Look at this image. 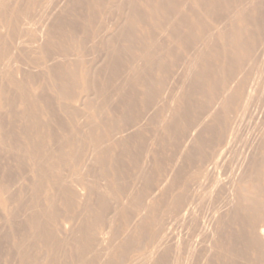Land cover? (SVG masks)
Here are the masks:
<instances>
[{"label":"rangeland","instance_id":"1","mask_svg":"<svg viewBox=\"0 0 264 264\" xmlns=\"http://www.w3.org/2000/svg\"><path fill=\"white\" fill-rule=\"evenodd\" d=\"M4 1L0 0V264L255 262L256 253L250 257L251 249L243 243L235 248L229 244L227 250L226 241L237 232L249 233L238 229L248 227L245 195L261 189L259 197L253 195L260 198L257 203L264 211V0ZM183 176L187 182L191 179L189 184ZM236 193L238 201L243 200L240 207ZM178 195L180 205L174 203ZM172 203L178 213L167 211ZM238 207L243 216L239 219ZM228 233L233 235L226 238Z\"/></svg>","mask_w":264,"mask_h":264},{"label":"bare ground","instance_id":"2","mask_svg":"<svg viewBox=\"0 0 264 264\" xmlns=\"http://www.w3.org/2000/svg\"><path fill=\"white\" fill-rule=\"evenodd\" d=\"M5 1H6V0H5ZM5 1H4V2H5ZM46 1H47V0H46ZM95 1H96V0H95ZM30 2H31V1H30ZM96 2H97V1H96ZM100 2H101V1H100ZM31 3H32V2H31ZM201 3H202V2H201ZM13 4H14V3H13ZM39 4H40V2H39ZM39 4H38V5H39ZM95 4H96V3H95ZM110 4H111V3H110ZM202 4H203V3H202ZM27 5H28V4H27ZM29 5H30V4H29ZM92 5H93V4H92ZM0 6H1V5H0ZM6 6H8V5L6 4ZM104 6H105V5H104ZM111 6H112V5H111ZM197 6H198V5H197ZM12 7H13V6H12ZM93 7H94V6H93ZM5 8H6V7H5ZM17 8H18V7H17ZM39 8H42V7H39ZM44 8H45V7H44ZM199 8H200V7H199ZM0 9H2V8L0 7ZM7 9H8V8H7ZM23 9H24V8H23ZM110 9H111V7H110ZM240 9H241V8H240ZM9 10H10V9H9ZM16 10H17V9H16ZM24 10H25V9H24ZM26 10H27V8H26ZM152 10H153V9H152ZM19 11H20V8H19ZM190 11H191V10H190ZM3 12H4V11H3ZM3 12H1V15H2ZM6 13H7V12H6ZM26 14H27V13H26ZM28 14H30V13H29V10H28ZM40 14H41V13H40ZM40 14H39V15H40ZM151 14H152V13H151ZM185 14H186V13H185ZM225 14H226V13H225ZM250 14H251V13H250ZM3 15H4V14H3ZM103 15H104V14H103ZM28 16H29V15H28ZM31 16H32V15H31ZM34 16H35V15H34ZM40 16H41V15H40ZM44 16H45V15H44ZM47 16H48V15H47ZM252 16H253V15H252ZM13 17H14V16H13ZM19 17H20V16H19ZM32 17H33V16H32ZM99 17H100V16H99ZM21 18H22V17H21ZM155 18H156V17H155ZM243 18H244V17H243ZM26 19H27V18H26ZM44 19H45V18H44ZM47 19H48V18H47ZM185 19H186V18H185ZM248 19H249V18H248ZM39 20H40V19H39ZM157 20H158V19H157ZM27 21H28V20H27ZM44 21H45V20H44ZM46 21H47V20H46ZM46 21H45V22H46ZM186 21H187V20H186ZM212 21H213V19H212ZM15 22H16V21H15ZM42 22H43V21H42ZM226 22H227V20H226ZM24 23H26V22H24ZM34 23H35V22H34ZM46 23H47V22H46ZM205 23H206V22H205ZM205 23H204V24H205ZM224 23H225V22H224ZM15 24H16V23H15ZM19 24H20V23H19ZM88 24H89V23H88ZM88 24H86V25H88ZM160 24H161V23H160ZM27 25H28V24H27ZM45 25H46V24H45ZM16 26H17V25H16ZM213 26H214V25H213ZM18 27H19V26H18ZM95 27H96V26H95ZM95 27H94V28H95ZM98 27H99V26H98ZM22 28H23V27H22ZM24 28H25V27H24ZM20 29H21V28H20ZM26 29H28V28H26ZM213 29H214V28H213ZM35 30H36V29H35ZM37 30H38V29H37ZM39 30H40V29H39ZM88 30H89V29H88ZM226 30H227V29H226ZM33 31H34V30H33ZM96 31H97V30H96ZM206 31H207V30H206ZM98 32H99V31H98ZM189 32H190V31H189ZM0 33H1V32H0ZM15 33H16V32H15ZM27 33H28V32H27ZM119 33H120V32H119ZM94 34H95V33H94ZM113 34H114V33H113ZM191 34H192V33H191ZM195 34H196V33H195ZM215 34H216V33H215ZM1 35H2V34H1ZM11 35H12V34H11ZM34 35H35V34H34ZM37 35H38V34H37ZM128 35H129V34H128ZM190 36H191V35H190ZM217 36H218V35H217ZM223 36H224V35H223ZM98 37H99V36H98ZM116 37H117V36H116ZM125 37H126V36H125ZM197 37H198V36H197ZM12 38H13V37H12ZM96 38H97V37H96ZM99 38H100V37H99ZM209 38H210V37H209ZM97 39H98V38H97ZM101 39H102V37H101ZM112 39H113V38H112ZM19 40H20V39H19ZM21 40H22V39H21ZM39 40H40V39H39ZM39 40H38V41H39ZM194 40H195V39H194ZM199 40H200V39H199ZM205 40H206V39H205ZM208 40H209V39H208ZM46 41H47V40H46ZM108 41H109V40H108ZM113 41H114V40H113ZM125 41H126V40H125ZM201 41H202V40H201ZM17 43H18V42H17ZM38 43H39V42H38ZM23 44H25V43H23ZM36 44H37V43H36ZM33 45H34V43H33ZM33 45H32V46H33ZM199 45H200V44H199ZM23 46H24V45H23ZM34 46H35V45H34ZM113 46H114V45H113ZM105 47H106V46H105ZM21 48H22V47H21ZM22 49H23V48H22ZM26 49H27V48H26ZM26 49H25V51H27ZM143 49H144V48H143ZM148 49H149V48H147V50H148ZM221 49H222V48H221ZM139 50H140V49H139ZM6 51H7V49H6ZM140 51H141V50H140ZM228 51H229V50H228ZM21 52H22V51H21ZM225 52H226V51H225ZM225 52H224V53H225ZM8 53H9V52H8ZM46 53H48V52H46ZM188 53H189V52H187V54H188ZM227 53H228V52H227ZM9 54H10V53H9ZM26 54H28V53H26ZM140 54H141V53H140ZM147 54H148V52H147ZM5 55H6V54H5ZM45 55H46V54H45ZM47 56H49V55H47ZM81 56H82V55H81ZM7 57H8V56H7ZM7 57H6V58H7ZM67 57H68V56H67ZM75 57H76V56H75ZM84 57H85V56H84ZM145 57H146V56H145ZM230 57H231V56H230ZM9 58H10V57H9ZM30 58H31V57H30ZM140 58H141V57H140ZM140 58H138V59H140ZM142 58H144V56H143ZM257 58H258V57H257ZM7 59H8V58H7ZM74 59H75V58H74ZM77 59H78V58H77ZM187 59H188V58H187ZM33 60H35V59H33ZM48 60H49V59H48ZM80 60H81V57H80ZM84 60H85V59H84ZM253 60H254V59H253ZM255 60H256V59H255ZM140 61H141V60H140ZM197 61H198V60H197ZM5 62H6V61H5ZM11 62H12V61H11ZM33 62H34V61H33ZM147 62H148V61H147ZM228 62H229V61H228ZM248 62H249V61H248ZM142 63H143V61H142ZM262 63H263V62H262ZM3 64H4V63H3ZM6 64H8V63H6ZM6 64H5V65H6ZM21 64H22V63H21ZM76 64H77V63H76ZM247 64H248V63H247ZM257 64L259 65V63H257ZM263 64H264V63H263ZM47 65H48V64H47ZM173 65H175V64H173ZM179 65H180V64H179ZM194 66H195V65H194ZM228 66H229V65H228ZM244 66H245V65H244ZM74 67H76L75 64H74ZM195 67H196V66H195ZM195 67H194V68H195ZM245 67H247V66H245ZM262 67H263V66H262ZM2 69H3V68H2ZM25 69H26V68H25ZM132 69H133V68H132ZM232 69H235V68L232 67ZM256 69H257V68H256ZM258 69H259V68H258ZM237 70H238V69H237ZM58 71H59V70H58ZM62 71H63V70H62ZM89 71H90V70H89ZM138 71H139V70H138ZM186 71H187V70H186ZM241 71H242V70H241ZM259 71H260V70H259ZM12 72H13V69H12ZM24 72H25V71H24ZM64 72H65V71H64ZM133 72H134V71H133ZM195 72H196V71H195ZM253 72H254V71H253ZM10 73H11V72H10ZM56 73H57V72H56ZM86 73H87V72H86ZM163 73H164V72H163ZM201 73H202V72H201ZM260 73H261V72H260ZM58 74H59V72H58ZM66 74H67V73H66ZM71 74H72V73H71ZM195 74H196V73H195ZM238 74H239V73H238ZM256 74H257V73H256ZM261 74H262V73H261ZM131 75H132V74H131ZM201 75H202V74H201ZM206 75H207V74H206ZM67 76H68V74H67ZM129 76H130V75H129ZM175 76H176V75H175ZM195 76H196V75H195ZM12 77H13V76H12ZM134 77H135V76H134ZM187 77H189V76H187ZM237 77H238V76H237ZM254 77H255V76H254ZM259 77H260V76H259ZM5 78H6V77H5ZM14 78H15V77H14ZM64 78H65V77H64ZM69 78L72 79V77H69ZM130 78H131V76H130ZM199 78H200V77H199ZM240 78H241V77H240ZM175 79H176V78H175ZM7 80H8V79H7ZM63 80H64V79H63ZM67 80H68V79H67ZM67 80H66V82H67ZM69 80H70V79H69ZM74 80H75V79H74ZM74 80H73V81H74ZM187 80H188V79H187ZM233 80H234V79H233ZM258 80H260V79H258ZM71 81H72V80H71ZM188 81H189V80H188ZM212 81H213V80H212ZM244 81H245V80H244ZM255 81H256V80H255ZM30 82H31V81H30ZM69 82H70V81H69ZM137 82H138V81H137ZM175 82H176V81H175ZM234 82H235V81H234ZM239 82H240V81H239ZM253 82H254V81H253ZM263 82H264V81H263ZM25 83H26V82H25ZM62 83H63V81H62ZM86 83H87V82H86ZM211 83H212V82H211ZM94 84H95V83H94ZM137 84H138V83H137ZM147 84H148V83H147ZM162 84H164V83H162ZM172 84H173V83H172ZM177 84H178V83H177ZM240 84H241V83H240ZM244 84H245V83H244ZM16 85H17V84H16ZM33 85H34V84H33ZM67 85H68V84L66 83V86H67ZM70 85H71V84H70ZM70 85H69V86H70ZM212 85H213V84H212ZM256 85H257V83H256ZM20 86H22V85H20ZM61 86H62V85H61ZM84 86H85V85H84ZM86 86H87V84H86ZM174 86H175V85H174ZM247 86H248V85H247ZM18 87H19V86H18ZM94 87H95V86H94ZM147 87H148V86H147ZM235 87H236V85H235ZM240 87H241V86H240ZM250 87H251V86H250ZM254 87H255V86H254ZM20 88H21V87H20ZM66 88H67V87H66ZM72 88H73V87H72ZM72 88H71V89H72ZM85 88H86V87H85ZM152 88H153V87H152ZM233 88H234V86H233ZM64 89H65V88H64ZM148 89H150V88H148ZM162 89H163V88H162ZM224 89H225V88H224ZM244 89H245V88H244ZM256 89H257V88H256ZM56 90H57V89H56ZM59 90H60V88H59ZM89 90H90V89H89ZM153 90H154V89H153ZM213 90H214V89H213ZM230 90H231V88H230ZM236 90H237V89H236ZM68 91H69V90H68ZM90 91H91V90H90ZM90 91H88V92H90ZM150 91H151V90H150ZM163 91H164V89H163ZM167 91H168V89H167ZM227 91H228V90H227ZM231 91H232V90H231ZM247 91H248V89H247ZM17 92H18V91H17ZM30 92H31V91H30ZM30 92H29V93H30ZM66 92H67V91H66ZM84 92H85V91H84ZM177 92H178V91H177ZM225 92H226V91H225ZM237 92H238V91H237ZM25 93H26V92H25ZM29 93H26V94H29ZM75 93H76V92H75ZM77 93H78V92H77ZM140 93H141V92H140ZM223 93H224V91H223ZM26 94H25V96H27ZM65 94H66V93H65ZM88 94H92V93H88ZM93 94H94V93H93ZM143 94H144V93H143ZM177 94H178V93H177ZM225 94H226V93H225ZM227 94H228V93H227ZM236 94H237V93H236ZM252 94H253V92H252ZM19 95H20V94H19ZM57 95H58V94H57ZM74 95H75V94H74ZM78 95H79V94H78ZM86 95H87V93H86ZM144 95H145V94H144ZM156 95H157V94H156ZM160 95H161V94H160ZM230 95H231V94H229V96H230ZM232 95H233V94H232ZM250 95H251V93H250ZM253 95H254V94H253ZM258 95H259V94H258ZM25 96H24V97H25ZM61 96H62V95H61ZM84 96H85V95H84ZM84 96H83V97H84ZM235 96H236V95H235ZM254 96H255V95H254ZM177 97H178V96H177ZM202 97H203V96H202ZM221 97H222V96H221ZM231 97H233V96H231ZM231 97H230V98H231ZM27 98H28V97H27ZM57 98H58V97H57ZM60 98H61V97H60ZM70 98H71V97H70ZM81 98H82V97H81ZM87 98H88V97H87ZM87 98H86V99H87ZM153 98H154V97H153ZM243 98H244V97H243ZM254 98H255V97H254ZM254 98H253V99H254ZM25 99H26V98H25ZM62 99H63V98H62ZM89 99H90V98H89ZM170 99H171V98H170ZM220 99H221V98H220ZM226 99H227V98L224 97V99H222V100H225V101H226ZM251 99H252V98H251ZM26 100H28V99H26ZM84 100H85V99H84ZM144 100H145V99H144ZM157 100H158V99H157ZM238 100H239V98H238ZM242 100H243V99H242ZM80 101H81V100H80ZM146 101H147V100H146ZM148 101H149V100H148ZM151 101H152V100H151ZM227 101H228V100H227ZM255 101H256V99H255ZM26 102H27V101H26ZM201 102H202V101H201ZM205 102H206V101H205ZM222 102H223V101H222ZM231 102H232V101H231ZM245 102H246V101H245ZM250 102H252V101H250ZM34 103H35V102H34ZM142 103H143V102H142ZM153 103H154V102H153ZM158 103H159V102H158ZM161 103H162V102H161ZM79 104H80V103H79ZM91 104H92V103H91ZM148 104H149V103H148ZM203 104H204V103H203ZM223 104H226V103L223 102ZM232 104H233V103H232ZM234 104H235V103H234ZM239 104H240V103H239ZM27 105H28V104H27ZM64 105H65V104H64ZM89 105H90V104H89ZM93 105H94V104H93ZM152 105H153V104H152ZM160 105H161V104H160ZM165 105H166V104H165ZM173 105H174V104H173ZM246 105H247V104H246ZM246 105H245V106H246ZM65 106H66V105H65ZM84 106H85V104H84ZM249 106H250V105H249ZM66 107H67V106H66ZM72 107H73V106H72ZM85 107H86V106H85ZM148 107H149V106H148ZM170 107H171V105H170ZM222 107H223V106H222ZM229 107H230V106H229ZM229 107H228V108H229ZM67 108H68V107H67ZM79 108H80V107H79ZM93 108H94V107H93ZM166 108H167V107H166ZM168 108H169V107H168ZM248 108H249V107H248ZM28 109H29V107H28ZM75 109H76V108H75ZM89 109H90V107H89ZM140 109H141V108H140ZM161 109H162V108H161ZM170 109H171V108H170ZM224 109H225V108H224ZM226 109H227V108H226ZM233 109H234V108H233ZM25 110H27V109H25ZM29 110H30V109H29ZM37 110H38V109H37ZM46 110H47V109H46ZM166 110H167V109H166ZM231 110H232V109H231ZM231 110H230V112H231ZM241 110H242V108H241ZM39 111H40V110H39ZM94 111H95V110H94ZM41 112H42V110H41ZM69 112H71V111H69ZM157 112H158V114H159L160 111H157ZM164 112H165V111H164ZM166 112H167V111H166ZM168 112H169V111H168ZM226 112H229V111L226 110ZM230 112H229V113H230ZM243 112H244V111H243ZM73 113H74V111H73ZM73 113H72V114H73ZM78 113H79V112H78ZM78 113H77V114H78ZM139 113H140V112H139ZM229 113H228V114H229ZM247 113H248V112H247ZM247 113H246V114H247ZM27 114H28V113H26V115H27ZM34 114H36V113H34ZM77 114H76V115H77ZM165 114H166V113H165ZM170 114H171V113H170ZM225 114L227 115V113H225ZM24 115H25V114H24ZM69 115H70V114H69ZM79 115H81V114H79ZM79 115H78V116H79ZM141 115H142V114H141ZM222 115H223V114H222ZM222 115H221V116H222ZM143 116H144V115H143ZM165 116L167 117V115H165ZM211 116H212V115H211ZM227 116H228V115H227ZM229 116H230V115H229ZM232 116H233V115H232ZM28 117H29V114H28ZM80 117H81V116H80ZM131 117H132V116H131ZM138 117H139V116H138ZM90 118H94V117H90ZM215 118H216V117H215ZM215 118H214V119H215ZM218 118H219V117H218ZM225 118H226V117H225ZM229 118H230V117H229ZM78 119H79V118H78ZM83 119H84V118H83ZM215 120H216V119H215ZM217 120H218V119H217ZM38 121H39V119H38ZM81 121H82V120H81ZM92 121H93V120H92ZM226 121H227V120H226ZM228 121H229V120H228ZM230 121H231V120H230ZM32 122H33V121H32ZM34 122H35V121H34ZM82 122H83V121H82ZM84 122H85V121H84ZM232 123H233V122H232ZM31 124H33V123H31ZM34 124H36V123H34ZM230 124H231V123H230ZM230 124H229V125H230ZM83 125H85V124H83ZM90 125H91V124H90ZM121 125H122V124H121ZM87 126H88V125H87ZM87 126H86V127H87ZM1 127H2V126H1ZM30 127H31V126H30ZM40 127H41V126H40ZM84 127H85V126H84ZM101 127H102V126H101ZM230 127H231V126H230ZM112 128H113V127H112ZM235 128H236V127H235ZM88 129H89V128H88ZM93 129H95V128H93ZM30 130H31V129H30ZM30 130H29V131H30ZM90 130H91V129H90ZM96 130H97V129H96ZM157 130H158V129H157ZM37 131H38V130H37ZM79 131H81V130H79ZM23 132H24V131H23ZM27 132H28V131H27ZM39 132H40V131H39ZM101 132H102V131H101ZM106 132H108V131H106ZM111 132H112V130H111ZM115 132H116V131H115ZM28 133H29V132H28ZM43 133H44V132H43ZM79 133H80V132H79ZM88 133H89V132H88ZM92 133H94V131H93ZM95 133H96V131H95ZM104 133H105V132H104ZM104 133H102V134H104ZM157 133H158V132H157ZM236 133H237V132H236ZM17 134H18V133H17ZM102 134H101V135H102ZM155 135H156V134H155ZM155 135H154V136H155ZM83 136H84V135H83ZM105 136H106V135H105ZM210 136H211V135H210ZM3 137H4V136H3ZM78 137H79V136H78ZM112 137H113V136H112ZM155 137H156V136H155ZM159 137H160V136H159ZM29 138H30V137H29ZM102 138H103V137H102ZM105 138H106V137H105ZM103 139H104V138H103ZM113 139H114V138H113ZM158 139H159V138H158ZM229 139H230V138H229ZM232 139H233V138H232ZM235 139H236V137H235ZM237 139H238V138H237ZM51 140H52V139H51ZM145 140H146V139H145ZM210 140H211V139H210ZM19 141H20V140H19ZM66 141H67V140H66ZM82 141H83V140H82ZM88 141H89V140H88ZM104 141H105V140H104ZM146 141H147V140H146ZM225 141H226V140H225ZM233 141H234V140H233ZM117 142H118V140H117ZM231 142H232V140H231ZM16 143H17V142H16ZM72 143H73V142H72ZM97 143H98V142H97ZM108 143H109V142H108ZM143 143H144V142H143ZM70 144H71V142H70ZM83 144H84V143H83ZM92 144H93V143H92ZM95 144H96V143H95ZM119 144H120V143H119ZM227 144H228V143H227ZM232 144H233V143H232ZM16 145H17V144H16ZM16 145H13V146H16ZM100 145H101V144H100ZM105 145H106V144H105ZM147 145H148V144H147ZM35 146H36V145H35ZM74 146H75V145H74ZM79 146H80V145H79ZM97 146H98V145H97ZM97 146H96L95 148H97ZM110 146H111V145H110ZM110 146H109V147H110ZM117 146H118V145H117ZM263 146H264V144H263ZM32 147H33V146H32ZM38 147H39V146H38ZM41 147H42V145H41ZM60 147H61V146H60ZM85 147H86V146H85ZM102 147H104V146H102ZM102 147H101V148H102ZM109 147H108V148H109ZM111 147H112V146H111ZM259 147H260V146H259ZM3 148H4V147H3ZM57 148H58V147H57ZM75 148H76V147H75ZM77 148H78V147H77ZM81 148H82V146H81ZM92 148H93V147H92ZM101 148H100V149H101ZM113 148H114V147H113ZM146 148H147V147H146ZM148 148H149V147H148ZM152 148H153V147H152ZM82 149H83V148H82ZM100 149H99V150H100ZM140 149H141V148H140ZM46 150H47V149H46ZM72 150H73V149H72ZM72 150H71V151H72ZM90 150H91V149H90ZM21 151H22V150H21ZM25 151H26V150H25ZM93 151H94V150H93ZM101 151H102V150H101ZM36 152H37V151H36ZM62 152H63V151H62ZM74 152H75V151H74ZM78 152H79V151H78ZM90 152H91V151H90ZM94 152H95V151H94ZM94 152H93V153H94ZM136 152H137V151H136ZM140 152H141V151H140ZM81 153H82V152H81ZM30 154H31V153H30ZM40 154H41V153H40ZM76 154H77V153H76ZM103 154H104V153H103ZM136 154H137V153H136ZM136 154H135V155H136ZM237 154H238V153H237ZM237 154H236V155H237ZM41 155H42V154H41ZM79 155H80V154H79ZM91 155H92V154H91ZM94 155H95V154H94ZM115 155H116V153H115ZM141 155H142V154H141ZM47 156H48V155H47ZM50 156H51V155H50ZM54 156H55V155H54ZM71 156H72V155H71ZM103 156H104V155H103ZM108 156H109V155H108ZM223 156H224V155H223ZM79 157H80V156H79ZM88 157H90V156H88ZM99 157H100V156H99ZM99 157H98V158H99ZM146 157H147V156H146ZM215 157H216V156H215ZM105 158H106V157H105ZM136 158H137V155H136ZM136 158H135V159H136ZM191 158H192V157H191ZM213 158H214V157H213ZM216 158H217V157H216ZM57 159H58V158H57ZM95 159H96V158H95ZM102 159H103V158H102ZM102 159H101V161H102ZM223 159H225V158H223ZM263 159H264V158H263ZM46 160H47V158H46ZM51 160H53V159L51 158ZM60 160H61V159H60ZM64 160H66V159H64ZM71 160H72V159H71ZM71 160H70V161H71ZM93 160H94V158H93ZM133 160H134V159H133ZM196 160H197V159H196ZM208 160H209V159H208ZM225 160H226V159H225ZM54 161H55V160H54ZM61 161H62V160H61ZM99 161H100V160H99ZM112 161H113V160H112ZM140 161H141V160H140ZM150 161H151V160H150ZM193 161H194V160H193ZM211 161H212V160H211ZM23 162H24V161H23ZM93 162H94V161H93ZM106 162H107V161H106ZM133 162H134V161H133ZM143 162H144V161H143ZM208 162H209V161H208ZM212 162H213L214 165H215L216 160H215V162H214V160H213ZM255 162H256V161H255ZM41 163H42V162H41ZM46 163H47V162H46ZM58 163H61V162H58ZM64 163H65V162H64ZM64 163H63V164H64ZM92 164H93V163H92ZM101 164H103V163H101ZM132 164H133V163H132ZM216 164H217V163H216ZM218 164H219V163H218ZM36 165H37V164H36ZM43 165H44V164H43ZM51 165H52V164H51ZM61 165H62V164H61ZM87 165H89V164H87ZM136 165H137V164H136ZM144 165H145V164H144ZM219 165H220V164H219ZM44 166H45V165H44ZM89 166H90V165H89ZM94 166H95V164H94ZM45 167H46V166H45ZM50 167H51V166H50ZM63 167H64V166H63ZM86 167H87V166H86ZM148 167H149V166H148ZM260 167H261V166H260ZM47 168H48V167H47ZM53 168H54V167H53ZM95 168H96V167H95ZM114 168H115V167H114ZM131 168H132V167H131ZM224 168H225V167H224ZM224 168H223V169H224ZM92 169L95 171L94 168H92ZM227 169H228V168H227ZM238 169H239V168H238ZM238 169H237V170H238ZM257 169H260V168H257ZM54 170H55V168H54ZM64 170H65V169H64ZM64 170H63V172H64ZM93 170H92V172H93ZM96 170H97V169H96ZM195 170H196V169H195ZM225 170H226V169H225ZM255 170H256V169H255ZM255 170H254V171H255ZM87 171H88V170H87ZM89 171H90V170H89ZM97 171H98V170H97ZM100 171H101V170H100ZM186 171H187V170H186ZM191 171H192V170H191ZM191 171H190V172H191ZM210 171H211V170H210ZM258 171H259V170H258ZM80 172H81V171H80ZM95 172H96V171H95ZM95 172H94V173H95ZM132 172H133V171H132ZM138 172H139V171H138ZM190 172H189V173H190ZM192 172H193V171H192ZM200 172H201V171H200ZM207 172H208V171H207ZM217 172H218V171H217ZM220 172H221V171H220ZM260 172H262V171L260 170ZM60 173H61V172H60ZM94 173H93V174H94ZM145 173H146V172H145ZM147 173H148V172H147ZM201 173H203V172H201ZM213 173H214V172H213ZM253 173H254V172H253ZM258 173H259V172H258ZM76 174H77V173H76ZM104 174H105V173H104ZM104 174H103V175H104ZM108 174H109V173H108ZM114 174H115V173H114ZM139 174L142 175L141 173H139ZM187 174H188V172H187ZM211 174H212V173H211ZM211 174H210V175H211ZM218 174H219V172H218ZM36 175H37V174H36ZM48 175H49V174H48ZM98 175H99V174H98ZM101 175H102V174H101ZM184 175H185V174H184ZM190 175H191V174H190ZM37 176H38V175H37ZM62 176H63V175H62ZM67 176H68V175H67ZM116 176H117V175H116ZM134 176H135V175H134ZM180 176H181V175H180ZM187 176H189V175H187ZM191 176H192V175H191ZM211 176H212V175H211ZM217 176H218V175H217ZM226 176H227V175H226ZM41 177H42V176H41ZM96 177H97V175H96ZM101 177H102V176H101ZM107 177H108V176H107ZM124 177H125V176H124ZM203 177H204V176H203ZM241 177H242V176H241ZM44 178H45V177H44ZM116 178H117V177H116ZM125 178H126V177H125ZM182 178L184 179V176H183ZM188 178H191V177H188ZM199 178H200V177H199ZM219 178H220V177H219ZM41 179H42V178H41ZM60 179H61V177H60ZM87 179H88V178H87ZM89 179H90V178H89ZM120 179H121V178H120ZM133 179H134V178H133ZM139 179H140V178H139ZM149 179L151 180V178H149ZM177 179H178V178H177ZM185 179H186V178H185ZM185 179H184V180H185ZM192 179H193V177H192ZM64 180H65V179H64ZM95 180H96V182H97V179H95ZM98 180H101V178H99ZM105 180H107V179H105ZM122 180H123V179H122ZM136 180H137V179H136ZM189 180H191V179H188V182H189ZM207 180H208V179H207ZM207 180H206V181H207ZM224 180H225V178H224ZM230 180H231V179H230ZM232 180H233V179H232ZM65 181H67V180H65ZM65 181H64V182H65ZM118 181H119V180H118ZM140 181H141V180H140ZM143 181H145V180H143ZM148 181H149V180H148ZM185 181H186V180H185ZM222 181H223V180H222ZM238 181H239V180H238ZM246 181H247V180H246ZM61 182H62V181H61ZM67 182H69V181H67ZM89 182H91V181H89ZM104 182H105V181H104ZM106 182H108V181H106ZM109 182H110V181H109ZM120 182H121V181H120ZM127 182H128V181H127ZM138 182H139V181H138ZM177 182H178V184L181 183V181H180V182L177 181ZM183 182H184V181H183ZM183 182H182V183H183ZM188 182L186 181L187 184H189ZM190 182H191V181H190ZM241 182H244V181H241ZM133 183H134V182H133ZM186 183H185V184H186ZM196 183H197V182H196ZM202 183H203V182H202ZM2 184H3V183H2ZM61 184H62V183H61ZM67 184H69V183H67ZM87 184H89V183H87ZM90 184H91V183H90ZM110 184H111V183H110ZM185 184H182V185H185ZM187 184H186V185H187ZM194 184H195V183H194ZM213 184H214V183H213ZM34 185H35V184H34ZM53 185H54V184H53ZM72 185H73V184H72ZM99 185H100V184H99ZM106 185H107V184H106ZM141 185H142V184H141ZM150 185H151V184H150ZM179 185H181V184H179ZM182 185H181V188H183V189H184L185 187L188 188V186H189V185H188V186H185V187H184V186H182ZM215 185H218V184H216V182H215ZM254 185H255V184H254ZM36 186H37V185H36ZM36 186H35V187H36ZM54 186H55V185H54ZM57 186H58V185H57ZM67 186H68V185H67ZM95 186H97V185H95ZM133 186H135V185H133ZM165 186H166V185H165ZM70 187H71V186H70ZM99 187H100V186H99ZM119 187H120V186H119ZM128 187H130V186H128ZM138 187H139V186H138ZM148 187H149V186H148ZM148 187H147V188H148ZM176 187H177V185H176ZM197 187H198V186H197ZM211 187H212V186H211ZM222 187H224V186H222ZM251 187H252V186H251ZM58 188H60V186H58ZM62 188H63V187H62ZM62 188H61V189H62ZM92 188H93V187H92ZM94 188H95V187H94ZM113 188H114V187H113ZM142 188H143V187H142ZM165 188H166V187H165ZM177 188L179 189L180 187H177ZM193 188H194V187H193ZM216 188H217V187H216ZM252 188H253V187H252ZM256 188H258V185H257V184H256ZM261 188H262V187H261ZM35 189H36V188H35ZM53 189H54V188H53ZM87 189H88V188H87ZM103 189H104V188H103ZM117 189H118V188H117ZM119 189H120V188H119ZM150 189H151V188H150ZM183 189H182V190H183ZM185 189H186V188H185ZM200 189H201V188H200ZM200 189H199V190H200ZM217 189H218V188H217ZM254 189H255V188H253V190H254ZM8 190H9V189H8ZM75 190H78V189L75 188ZM75 190H74V192H75ZM92 190H93V189H92ZM101 190H102V189H101ZM130 190H131V189H130ZM144 190H145V189H144ZM171 190H172V189H171ZM189 190H190V189H189ZM192 190H193V189H192ZM199 190H198V191H199ZM238 190H239V189H238ZM238 190H237V191H238ZM260 190H261V189H260ZM260 190H258V191L256 190V192H253V193H257L256 195H257V197H259V196H258V193H259ZM35 191H36V190H35ZM68 191H69V190H68ZM79 191H80V190H79ZM90 191H91V190H90ZM117 191H118V190H117ZM119 191H120V190H119ZM122 191H123V188H122ZM125 191H126V190H125ZM159 191H160V190H159ZM178 191H179V190H178ZM201 191H202V190H201ZM206 191H207V189H206ZM209 191H210V190H209ZM244 191H245V190H243V192H244ZM63 192H64V191H63ZM74 192H72V193H74ZM106 192H107V191H106ZM109 192H110V191H109ZM130 192H131V191H130ZM161 192H163V191H161ZM165 192H166V191H165ZM181 192H182V191H181ZM245 192H247V191H245ZM50 193H51V192H50ZM64 193H65V192H64ZM76 193H77V191H76ZM93 193H94V192H93ZM126 193H127V192H126ZM158 193H159V192H158ZM190 193H191V192H190ZM207 193H209V192H207ZM224 193H225V192H224ZM253 193H252V194L250 193V194H251L252 196H254L255 194L253 195ZM60 194H61V192H60ZM68 194H69V193H68ZM97 194H98V193H97ZM103 194H104V193H103ZM110 194H111V193H110ZM127 194H128V193H127ZM127 194H126V195H127ZM179 194H180V191H179ZM187 194H188V193H187ZM194 194H195V193H194ZM209 194H211V193H209ZM237 194H239V193H236L235 196H237V201H238L239 198H238V195H237ZM56 195H57V194H56ZM76 195H77V194H76ZM80 195H81V193H80ZM105 195H106V194H105ZM122 195H124V194H122ZM138 195H139V194H138ZM184 195H185V194H184ZM212 195H213V194H212ZM225 195H226V194H225ZM256 195H255L254 197H252V196L250 197V195H249V197H248V195H245V199H246V200L244 201L245 203H243V204H246V203H247V200H248L247 198H249V200H248V202H249L248 204H249V205L247 204V205H248L247 208H246V206H245V210L247 209V210H246V211H247V214H246V215L248 216V220H247V221H248V222H247V226H248V227H246L247 230H245V227H244L243 225H240V224H241V223H240L239 226H243V229H240V228H238V229H239V231H241V230L249 231V233L246 232V233H248V235L244 232V233L246 234V236H244L245 234H244L242 231H241V232H242V235H241L239 232H237L238 230L236 231V228H235V227H234V228H235V231H236L237 233L233 232V233H235V236H234V237L232 236L233 234H231V233H230L231 236H232L231 238H230V234H229V233H228L229 236H227V234H226V236H227L226 238H230L229 241H228V239H227V241H226V243H227L226 245H227V246H228L229 244L232 245V246L235 245V246H234V248H235V247H237V244H236V243L241 242V243L244 244V246H246V248L248 247V248L251 249L253 252H252L251 250L249 251V249H246L247 251H246V250H244V251H246V252L249 251V252H250L249 254H251V253H256V255H255V254H254V255H255V259H256V256H257V260H258V261L256 260V261L254 262V260H252L253 263H252V261H251V262L249 261V263H252V264H254V263L257 264V263H259V261H260V262H264V211L261 209L262 207H261V208L259 207V206H261V205H260L261 203H259V205H258L257 200H258V202H260V201H259L260 198H259V199L257 198V200H256ZM259 195H260V194H259ZM88 196H89V195H88ZM111 196H112V194H111ZM111 196H110V197H111ZM128 196H129V195H128ZM136 196H137V195H136ZM161 196H163V195H161ZM164 196H165V194H164ZM167 196H168V195H167ZM189 196H190V195H189ZM199 196H200V195H199ZM239 196H240V195H239ZM55 197H56V196H55ZM58 197H60V196H58ZM65 197H66V196H65ZM79 197H80V196H79ZM85 197H86V196H85ZM99 197H100V196H99ZM123 197H124V196H123ZM140 197H141V196H140ZM174 197H176L175 194H174ZM192 197H193V196H192ZM194 197H195V196H194ZM207 197H208V195H207ZM33 198H34V197H33ZM72 198H73V195H72ZM72 198H70V199H72ZM74 198H75V196H74ZM144 198H146V197H144ZM179 198L182 199V198L178 195V197H177V199L175 200V202L173 201V202L176 203L177 205H178L179 203H182V201L180 202V200H178ZM203 198L205 199V196H204ZM232 198H233V197H232ZM250 198H251V199H250ZM16 199H17V198H16ZM48 199H49V198H48ZM58 199H59V198H58ZM58 199H57V200H58ZM63 199H64V197H63ZM68 199H69V198H68ZM75 199H76V198H75ZM86 199H88V198H86ZM100 199H101V198H100ZM105 199H106V198H105ZM117 199H118V198H117ZM136 199H137V198H135L134 200H136ZM194 199H195V198H194ZM240 199H241V201H243V200H242V197H240ZM243 199H244V196H243ZM51 200H52V199H51ZM88 200H89V199H88ZM111 200H112V199H111ZM114 200H115V199H114ZM128 200H129V199H128ZM146 200H147V199H146ZM171 200H172V199H171ZM189 200H190V199H189ZM209 200H210V198H209ZM227 200H228V199H227ZM95 201H96V200H95ZM101 201H102V200H101ZM101 201H100V202H101ZM124 201H125V199H124ZM139 201H140V200H139ZM139 201H138V202H139ZM157 201H158V200H157ZM168 201H169V200H168ZM178 201H179V202H178ZM202 201H203V200H202ZM207 201H208V200H207ZM216 201H217V200H216ZM222 201H223V200H222ZM231 201H232V200H231ZM237 201H236V202H237ZM241 201H238L237 204L239 205ZM133 202H134V201H133ZM133 202H132V204H133ZM145 202H146V201H145ZM145 202H144V203H145ZM160 202H161V201H160ZM163 202H164V201H163ZM163 202H162V203H163ZM177 202H178V203H177ZM183 202H184V201H183ZM197 202H198V201H197ZM205 202H206V201H205ZM232 202L236 203L235 201H232ZM54 203H55V201H54ZM88 203H89V202H88ZM95 203H96V202H95ZM104 203H105V201H104ZM104 203H103V205H104ZM118 203H120V202H118ZM121 203H122V202H121ZM124 203H126V201H125ZM124 203H123V204H124ZM136 203H137V202H136ZM192 203H193V201H192ZM212 203H213V202H212ZM227 203H228V202H227ZM75 204H76V203H75ZM108 204H111V203H108ZM127 204H128V203H127ZM147 204H148V203H147ZM164 204H167V203H164ZM57 205H58V204H57ZM98 205H99V204H98ZM105 205H106V204H105ZM116 205H117V203H116ZM133 205H134V204H133ZM140 205H141V204H140ZM173 205H174V206H173ZM179 205H180V204H179ZM207 205H208V203H207ZM216 205H217V204H216ZM222 205H223V204H222ZM62 206H63V205H62ZM86 206H87V205H86ZM95 206H96V205H95ZM135 206H136V204H135ZM142 206H143V205H142ZM155 206H156V205H155ZM228 206H229V205H228ZM240 206H242V203L239 205V207H240ZM68 207H70V206L68 205ZM77 207H78V206H77ZM91 207H92V206H91ZM91 207L88 208V210L91 209ZM97 207H98V206H97ZM99 207H100V206H99ZM112 207H113V206H112ZM176 207H177V206H176L175 204H173V203H172V204H169V207L167 206V208H168L167 211H168V212H176V211H177V213H178L179 211L176 209ZM214 207H215V206H214ZM236 207H237V206H236ZM239 207L237 208L238 212L235 211V212H236V215H237V214L239 215L238 219L240 218V216L243 217V216H242V213L240 212V209H241V208L239 209ZM44 208H45V207H44ZM81 208H82V207H81ZM81 208H80V209H81ZM109 208H110V207H109ZM113 208H114V207H113ZM115 208H116V206H115ZM122 208H123V207H122ZM131 208H132V207H131ZM136 208H138V207H136ZM180 208H181V207H180ZM185 208H186V207H185ZM199 208H200V206H199ZM215 208H216V207H215ZM215 208H214V209H215ZM222 208H223V207H222ZM224 208L226 209V206H225ZM30 209H31V208H30ZM56 209H57V208H56ZM67 209H68V208H67ZM85 209H86V207H85ZM97 209H98V208H97ZM124 209H125V208H124ZM126 209H127V208H126ZM152 209H153V208H152ZM155 209H156V208H155ZM178 209H179V207H178ZM192 209H193V208H192ZM196 209H197V208H196ZM207 209H208V207H207ZM218 209H219V208H218ZM220 209H221V208H220ZM243 209H244V207H243ZM49 210H50V209H49ZM100 210H102V209H100ZM103 210H104V208H103ZM111 210H112V209H111ZM137 210H138V209H137ZM145 210H146V209H145ZM145 210H144V211H145ZM158 210H159V209H158ZM175 210H176V211H175ZM181 210H182V208H181ZM194 210H195V209H194ZM205 210H206V209H205ZM210 210H211V208H210ZM229 210H230V209H229ZM241 210H242V209H241ZM260 210L263 211V214L261 213L262 211H260ZM44 211H45V210H44ZM53 211H54V210H53ZM61 211H62V208H61ZM90 211H91V210H90ZM147 211H148V210H147ZM188 211H189V210H188ZM203 211H204V210H203ZM221 211H222V210H221ZM232 211H233V210H232ZM243 211H244V210H243ZM42 212H43V211H42ZM51 212H52V211H51ZM62 212H63V211H62ZM62 212H61V214H62ZM76 212H77V211H76ZM78 212H79V211H78ZM94 212H95V211H94ZM96 212H97V210H96ZM99 212H100V211H99ZM108 212H109V211H108ZM157 212H159V211H157ZM185 212H186V211H185ZM190 212H191V211H190ZM200 212H201V211H200ZM204 212H205V211H204ZM49 213H50V212H49ZM54 213H55V212H54ZM58 213H59V212H58ZM63 213H64V212H63ZM72 213H73V212H72ZM102 213H103V212H102ZM165 213H166V212H165ZM188 213H189V212H188ZM188 213H187V214H188ZM39 214H40V213H39ZM59 214H60V213H59ZM80 214H81V213H80ZM80 214H79V215H80ZM94 214H96V213H94ZM107 214H109V213H107ZM140 214H141V213H140ZM160 214H163V213H160ZM180 214H181V213H180ZM190 214H191V213H190ZM192 214H193V213H192ZM222 214H223V213H222ZM234 214H235V213H234ZM33 215H34V214H33ZM110 215H113V214L110 213ZM125 215H126V214H125ZM131 215H133V214H131ZM131 215H130V216H131ZM184 215H185V214H184ZM193 215H194V214H193ZM195 215H196V214H195ZM232 215H233V214H232ZM236 215H235V216H236ZM42 216H43V215H42ZM59 216H60V215H59ZM89 216H90V215H89ZM101 216H102V215H101ZM104 216H105V215H104ZM106 216H107V215H106ZM115 216H116V215H115ZM128 216H129V215H128ZM146 216H147V215H146ZM146 216H145V217H146ZM150 216H151V215H150ZM185 216L187 217V215H185ZM190 216H191V215H190ZM190 216H189V217H190ZM197 216H198V215H197ZM201 216H202V215H201ZM47 217H48V216H47ZM47 217H46V218H47ZM49 217H50V216H49ZM53 217H54V216H53ZM84 217H85V216H84ZM87 217H88V216H87ZM109 217H110V216H109ZM111 217H112V216H111ZM131 217H132V216H131ZM133 217H134V216H133ZM141 217H142V216H141ZM147 217H148V216H147ZM161 217H162V216H161ZM180 217H181V216H180ZM192 217H193V216H192ZM212 217H213V216H212ZM226 217H227V216H226ZM40 218H41V217H40ZM43 218H44V217H43ZM58 218H59V217H58ZM58 218H57V219H58ZM74 218H75V217H74ZM91 218H92V217H91ZM91 218H90V219H91ZM102 218H103V217H102ZM112 218H113V217H112ZM112 218H111V219H112ZM142 218H143V217H142ZM148 218H149V217H148ZM165 218H166V216L164 215V220H165ZM178 218H179V217H178ZM183 218H185V217H183ZM187 218H188V217H187ZM200 218H201V217H200ZM200 218H199V219H200ZM221 218H222V217H221ZM35 219H36V218H35ZM55 219H56V218H55ZM67 219H68V218H67ZM81 219H83V218H81ZM90 219H89V220H90ZM99 219H100V217H99ZM111 219H110V220H111ZM116 219H117V217H116ZM118 219H119V218H118ZM127 219H128V218H127ZM132 219H133V218H132ZM188 219H189V218H188ZM228 219H229V218H228ZM236 219H237V218H236ZM236 219H235V220H236ZM43 220H44V219H43ZM96 220H97V219H96ZM100 220H101V219H100ZM104 220H105V219H104ZM112 220L114 221V219H112ZM112 220H111V221H112ZM162 220H163V219H162ZM164 220H163V221H164ZM183 220H184V219H183ZM193 220H194V219H193ZM240 220H241V219H240ZM243 220H244V223H245V219H242V221H243ZM28 221H29V220H28ZM41 221H42V220H41ZM51 221H52V220H51ZM59 221H60V220H59ZM65 221H66V219H65ZM65 221H63V222H65ZM72 221H73V220H72ZM85 221H86V220H85ZM92 221H94V220H92ZM120 221H121V220H120ZM136 221H137V220H136ZM152 221H154V220H152ZM157 221H158V219H157ZM165 221H166V220H165ZM165 221H164V222H165ZM196 221H197V220H196ZM223 221H224V219H223ZM37 222H38V221H37ZM63 222H62V224H64ZM82 222H83V221H82ZM89 222H90V221H89ZM103 222H104V221H103ZM105 222H106V220H105ZM121 222H122V221H121ZM128 222H129V221H128ZM150 222H151V221H150ZM160 222L162 223V221H160ZM181 222H185V221H181ZM188 222H190V221H188ZM221 222H222V220H221ZM226 222H227V221H226ZM235 222H236V221H235ZM239 222H240V221H239ZM42 223H43V222H42ZM46 223H47V222H46ZM46 223H45V224H46ZM57 223H58V221H57ZM67 223H68V222H67ZM91 223H92V222H91ZM93 223H94V222H93ZM112 223H113V222H112ZM147 223H148V222H147ZM157 223H158V222H157ZM166 223H167V222H166ZM179 223H180V222H179ZM214 223H215V222H214ZM218 223H219V222H218ZM223 223H224V222H223ZM236 223H237V222H236ZM236 223H235V224H236ZM37 224H38V223H37ZM88 224H89V223H88ZM96 224H97V223H96ZM105 224H106V223H105ZM132 224H133V223H132ZM144 224H145V223H144ZM180 224H181V223H180ZM187 224H188V223H187ZM191 224H192V223H191ZM216 224H217V223H216ZM221 224H222V223H221ZM225 224H226V223H225ZM228 224H230V222H229ZM35 225H36V224H35ZM116 225H117V224H116ZM119 225H120V224H119ZM138 225H139V223H138ZM159 225L161 226L160 223H159ZM164 225H165V224H164ZM193 225H194V223H193ZM72 226H73V225H72ZM86 226H87V224H86ZM131 226H132V225H131ZM141 226H143V225H141ZM146 226H147V225H146ZM149 226H150V225H149ZM157 226H158V225H157ZM170 226H171V225H170ZM173 226H174V225H173ZM200 226H201V225H200ZM219 226H220V225H219ZM228 226H229V225H228ZM232 226H233V225H232ZM43 227H44V226H43ZM62 227H63V225H62ZM65 227H66V224H64V228H65ZM83 227H85V226H83ZM92 227H93V225H92ZM92 227H91V228H92ZM106 227H107V226H106ZM134 227H135V226H134ZM194 227H195V226H194ZM214 227H215V226H214ZM214 227H213V228H214ZM70 228H71V227H70ZM77 228H78V227H77ZM132 228H133V227H132ZM149 228H150V227H149ZM161 228H165V227H162V226H161ZM196 228H197V227H196ZM205 228H206V227H205ZM205 228H204V229H205ZM215 228H216V227H215ZM215 228H214V229H215ZM230 228H231V227H230ZM85 229H86V228H85ZM107 229H108V228H107ZM129 229H130V228H129ZM143 229H144V227H143ZM184 229H185V228H184ZM198 229H199V228H198ZM209 229H210V228H209ZM221 229H222V228H221ZM74 230H76V229H74ZM74 230H73V231H74ZM90 230H91V229H90ZM92 230H94V229H92ZM119 230H120V229H119ZM158 230H161V229H158ZM177 230H178V229H177ZM212 230H213V229H212ZM218 230H219V229H218ZM78 231H79V230H78ZM78 231H77V233H79ZM106 231H107V230H106ZM117 231H118V230H116V232H117ZM169 231H170V229H169ZM178 231H179V230H178ZM181 231H182V230H181ZM181 231H180V232H181ZM210 231H211V230H210ZM215 231H216V229H215ZM220 231H221V230H220ZM231 231H233V230H231ZM33 232H34V231H33ZM43 232H44V231H43ZM113 232H114V231H113ZM131 232H132V230H131ZM142 232H143V231H142ZM156 232H157V230H156ZM162 232H163V231H162ZM174 232H175V231H174ZM174 232H173V233H174ZM190 232H192V231H190ZM221 232H222V231H221ZM223 232H226V231L224 230ZM227 232H228V231H227ZM48 233H49V232H48ZM75 233H76V232H75ZM125 233H126V232H125ZM128 233H130V232H128ZM128 233H126V234H128ZM158 233H159V232H158ZM210 233H211V232H210ZM36 234H37V233H36ZM44 234H45V233H44ZM82 234H83V233H82ZM130 234H131V233H130ZM146 234H148V233L146 232ZM160 234H162V233H160ZM170 234H171V232H170ZM179 234H180V233H179ZM197 234H198V233H197ZM204 234H205V233H204ZM207 234H208V233H207ZM47 235H48V234H47ZM52 235H53V234H52ZM84 235H85V234H84ZM96 235H97V234H96ZM109 235H110V234H109ZM112 235H113V234H112ZM138 235H139V234H138ZM141 235H142V234H141ZM162 235H164V234H162ZM171 235H172V234H171ZM181 235H182V234H181ZM181 235H180V237H181ZM40 236H41V235H40ZM40 236H39V237H40ZM78 236H79V235H78ZM159 236H160V235H159ZM164 236H166V235H164ZM164 236H163V237H164ZM177 236H178V235H177ZM184 236H185V235H184ZM191 236H192V235H191ZM36 237H37V236H36ZM39 237H38V238H39ZM43 237H44V236H43ZM49 237H50V236H49ZM56 237H57V236H56ZM56 237H55V238H56ZM81 237H82V236L80 235V238H79V239H81ZM88 237H89V236H88ZM122 237H123V236H122ZM125 237H126V236H125ZM127 237H128V236H127ZM136 237H137V236H136ZM142 237H143V236H142ZM163 237H161V239H163ZM170 237H171V236H170ZM188 237H189V236H188ZM188 237H187V238H188ZM199 237H200V236H199ZM199 237H198V238H199ZM201 237H202V236H201ZM205 237H206V236H205ZM207 237H208V236H207ZM223 237H225V236H223ZM46 238H47V237H46ZM46 238H45V239H46ZM64 238H65V237H64ZM96 238H97V237H96ZM108 238H109V237H108ZM108 238H107V239H108ZM118 238H119V237H118ZM140 238H141V237H140ZM145 238H146V237H145ZM187 238H186V239H187ZM195 238H196V237H195ZM208 238H209V237H208ZM36 239H37V238H36ZM57 239H58V238H57ZM66 239H67V238H66ZM69 239H70V238H69ZM82 239H83V238H82ZM102 239H103V237H102ZM115 239H117V238H115ZM146 239H147V238H146ZM148 239H149V238H148ZM168 239H169V238H168ZM173 239H175V238H173ZM189 239H190V238H189ZM206 239H207V238H206ZM212 239H213V238H212ZM42 240H43V239H42ZM42 240H41V241H42ZM60 240H61V239H60ZM86 240H87V239H86ZM100 240H101V239H100ZM110 240H111V239H110ZM112 240H113V239H112ZM112 240H111V241H112ZM133 240H134V239H133ZM155 240H156V239H155ZM171 240H172V239H171ZM179 240H182V239H179ZM192 240H194V239H192ZM200 240H201V239H200ZM215 240H216V239H215ZM58 241H59V239H58ZM87 241H88V240H87ZM130 241H131V240H130ZM158 241H159V239H158ZM161 241H163V240H161ZM175 241H176V239H175ZM194 241H197V239L194 240ZM203 241H205V240H203ZM54 242H55V241H54ZM56 242H57V241H56ZM71 242H72V240H71ZM76 242H77V241H76ZM93 242H94V241H93ZM115 242H116V241H115ZM115 242H114V243H115ZM168 242H169V241H168ZM185 242H186V241H185ZM192 242H193V241H192ZM198 242H199V241H198ZM200 242H201V241H200ZM206 242H207V241H205V243H206ZM219 242H220V241H219ZM221 242H222V241H221ZM37 243H38V242H37ZM44 243H45V242H44ZM48 243H49V242H48ZM64 243H65V242H64ZM67 243H68V242H67ZM73 243H74V242H73ZM78 243H79V242H78ZM106 243H107V242H106ZM108 243H109V241H108ZM112 243H113V242H112ZM114 243H113V244H114ZM116 243H117V242H116ZM133 243H134V242H133ZM133 243H131V244H133ZM156 243H157V242H156ZM160 243H161V242H160ZM181 243H182V242H181ZM181 243H180V244H181ZM33 244H35V243H33ZM54 244H55V243H54ZM109 244H110V243H109ZM113 244H112V245H113ZM118 244H119V243H118ZM131 244H130V245H131ZM163 244H164V243H163ZM174 244H175V243H174ZM200 244H201V243H200ZM239 244H240V243H239ZM51 245H52V244H50V246H51ZM64 245H65V244H64ZM86 245H87V244H86ZM89 245H90V244H89ZM91 245H92V244H91ZM99 245H102V244H99ZM121 245H122V244H121ZM124 245H125V243H124ZM157 245H158V244H157ZM169 245H170V244H169ZM205 245H209V244L206 243ZM211 245H212V244H211ZM211 245H210V246H211ZM220 245H221V244H220ZM226 245H225V247H226ZM54 246H55V245H54ZM54 246H53V247H54ZM59 246H60V245H59ZM72 246H73V245H72ZM75 246H76V245H75ZM75 246H74V247H75ZM79 246H80V245H79ZM94 246H95V245H94ZM114 246H115V245H114ZM116 246H117V245H116ZM116 246H115V247H116ZM139 246H140V245H139ZM187 246H188V245H187ZM194 246H195V245H194ZM212 246H214V245H212ZM238 246H243V245L240 244V245H238ZM91 247H92V246H91ZM98 247H99V246H98ZM98 247H97V248H98ZM134 247H135V246H134ZM137 247H138V246H137ZM196 247H197V246H196ZM205 247H206V246H205ZM230 247H231V246H230ZM47 248H48V247H47ZM55 248H56V247H55ZM59 248H60V247H59ZM77 248H78V247H77ZM95 248H96V247H95ZM109 248H110V247H109ZM130 248H131V247H130ZM148 248H149V247H148ZM157 248H158V247H157ZM175 248H176V247H175ZM175 248H174V249H175ZM191 248H192V247H191ZM207 248H208V247H207ZM209 248H211V247H209ZM215 248H216V247H215ZM226 248H227V250H228L229 246L226 247ZM226 248H225V249H226ZM244 248H245V247H244ZM244 248L241 247V249H244ZM30 249H31V248H30ZM35 249H36V248H35ZM93 249H94V248H93ZM101 249H102V248H101ZM124 249H126V248L124 247ZM135 249H136V248H135ZM140 249H141V248H140ZM159 249H160V248H159ZM171 249H172V248H171ZM188 249H189V247H188ZM217 249H218V248H217ZM239 249H240V247H239ZM54 250H55V249H54ZM54 250H53V251H54ZM108 250H109V249H108ZM111 250H113V249H110V251H111ZM114 250H115V249H114ZM136 250H137V249H136ZM164 250H165V249H164ZM178 250H180V249H178ZM219 250H220V249H219ZM227 250H226V252H227ZM231 250H234L233 247L231 248ZM79 251H81V250H79ZM82 251H83V250H82ZM125 251H126V250H125ZM127 251H129V250H127ZM157 251H158V250H157ZM159 251H160V250H159ZM206 251H207V250H206ZM210 251H211V249H210ZM212 251H213V250H212ZM236 251L238 252L237 249H236ZM241 251H242V250H241ZM18 252H19V251H18ZM20 252H21V251H20ZM49 252H50V251H49ZM55 252H56V251H55ZM77 252H78V251H77ZM94 252H95V251H94ZM104 252H105V251H104ZM104 252H103V254H104ZM108 252H109V251H108ZM112 252H113V251H112ZM129 252H130V251H129ZM151 252H152V250H151ZM161 252H162V251H161ZM179 252H180V251H179ZM193 252H194V251H193ZM215 252H217V251H215ZM220 252H221V251H220ZM224 252H225V251H224ZM229 252H230V251H229ZM229 252H228V253H229ZM233 252H234V251H233ZM239 252H240V250H239ZM29 253H30V252H29ZM58 253H59V252H58ZM62 253H63V252H62ZM62 253H61V254H62ZM73 253H74V252H73ZM80 253H81V252H80ZM98 253H99V252H98ZM100 253H101V252H100ZM118 253H119V252H118ZM181 253H182V252H181ZM186 253H187V252H186ZM186 253H185V254H186ZM213 253H214V252H213ZM230 253H231V252H230ZM241 253H242V252H241ZM43 254H44V253H43ZM56 254H57V253H56ZM88 254H89V253H88ZM101 254H102V253H101ZM111 254H112V253H111ZM122 254H124V253H122ZM207 254H208V253H207ZM209 254H210V253H209ZM220 254H221V253H220ZM234 254H235V252H234ZM245 254H247V253H244V255H245ZM249 254H248V255H249ZM23 255H24V254H23ZM29 255H30V254H29ZM53 255H54V254H53ZM75 255H76V254H75ZM195 255H197V254H195ZM200 255H201V254H200ZM215 255H216V254H215ZM236 255H237V254H236ZM239 255H240V253H239ZM244 255H242V256L244 257ZM78 256H79V255H78ZM85 256H86V254H85ZM102 256H103V255H101V257H102ZM104 256H105V255H104ZM104 256H103V257H104ZM212 256H213V255H212ZM240 256H241V255H240ZM245 256L247 257V255H245ZM80 257H82V256H80ZM127 257H128V256H127ZM147 257H148V256H147ZM191 257H192V256H191ZM197 257H198V256H197ZM200 257H201V256H200ZM218 257H219V256H218ZM227 257H228V256H227ZM238 257H239V256H238ZM250 257L254 258V257L252 256V254H251ZM250 257H249V258H250ZM74 258H76V257H74ZM78 258H79V257H78ZM122 258H124V257H122ZM122 258H120V259L122 260ZM145 258H146V257H145ZM145 258H144V259H145ZM28 259H29V258H28ZM50 259H51V258H50ZM65 259H66V258H65ZM69 259H70V258H69ZM84 259H85V258H84ZM101 259H102V258H101ZM105 259H106V258H105ZM110 259H111V258H110ZM113 259H114V258H113ZM127 259H128V258H127ZM140 259H141V258H140ZM148 259H149V258H148ZM152 259H153V258H152ZM203 259H204V258H203ZM203 259H202V260H203ZM207 259H208V258H207ZM227 259H228V258H227ZM250 259H251V258H250ZM91 260H92V259H91ZM95 260H96V259H95ZM98 260L101 261L100 258H99ZM137 260H138V259H137ZM163 260H165V259H163ZM163 260H162V261H163ZM194 260H195V259H194ZM202 260H201V261H202ZM213 260H214V259H213ZM228 260H229V259H228ZM240 260H242V259H240ZM28 261H29V260H28ZM39 261H40V260H39ZM65 261H67V260H65ZM83 261H84V260H83ZM87 261H89V259H88ZM93 261H94V260H93ZM134 261H135V260H134ZM148 261H149V260H148ZM150 261H151V259H150ZM231 261H232V260H231ZM242 261H244V260H242ZM21 262H22V261H21ZM25 262H26V261H25ZM52 262H53V261H52ZM55 262H57V261H55ZM80 262H81V261H80ZM85 262H86V261H85ZM85 262H84V263H85ZM135 262H136V261H135ZM157 262H158V261H157ZM214 262H215V260H214ZM221 262H222V261H221ZM221 262H220V263H221ZM225 262H226V260H225ZM256 262H257V263H256ZM23 263H24V262H23ZM82 263H83V262H82ZM105 263H107V261H106ZM105 263H104V264H105ZM110 263H111V262H110ZM110 263H109V264H110ZM137 263H138V262H137ZM145 263H146V262H145ZM145 263H144V264H145ZM206 263H207V262H206ZM209 263H210V261H209ZM215 263H216V262H215ZM222 263H223V262H222ZM49 264H50V263H49ZM69 264H70V263H69ZM71 264H72V263H71ZM88 264H90V263H88ZM93 264H94V263H93ZM95 264H100V262H99V263H95ZM107 264H108V263H107ZM120 264H121V262H120ZM142 264H143V263H142ZM224 264H234V263H229V261H228V263H224ZM245 264H246V263H245ZM259 264H260V263H259ZM263 264H264V263H263Z\"/></svg>","mask_w":264,"mask_h":264}]
</instances>
